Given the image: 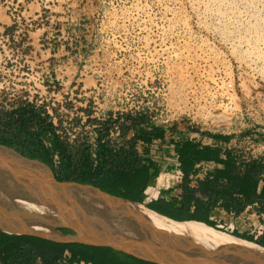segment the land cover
<instances>
[{
    "label": "rangeland",
    "instance_id": "obj_1",
    "mask_svg": "<svg viewBox=\"0 0 264 264\" xmlns=\"http://www.w3.org/2000/svg\"><path fill=\"white\" fill-rule=\"evenodd\" d=\"M197 7L194 0H0V108L35 99L57 111L69 90L56 81L82 82L72 97H83L75 111L90 115L89 125L112 115L130 129L136 117L186 122L232 135L230 146L250 156L246 137L264 142V72L227 42L226 28L201 25ZM61 113L64 138L80 139L84 130L74 132L75 121L68 125Z\"/></svg>",
    "mask_w": 264,
    "mask_h": 264
},
{
    "label": "trees",
    "instance_id": "obj_2",
    "mask_svg": "<svg viewBox=\"0 0 264 264\" xmlns=\"http://www.w3.org/2000/svg\"><path fill=\"white\" fill-rule=\"evenodd\" d=\"M16 23L6 27L12 31ZM54 49H52V52ZM133 136L125 147L114 148L108 136L110 119L99 122L97 140V163L93 166L88 152L89 147L82 143L75 151L56 133L57 127L44 104L25 99L10 107L0 108V144L13 148L23 156L36 159L48 165L58 181H72L88 184L108 194L144 205L148 209L175 221L194 220L218 228L210 219L215 208H221L233 216H239L248 205L258 202L257 212H264V160L250 158L240 160L235 147L222 149L215 146H199L186 141L176 149V161L169 171L179 169L182 172L180 182L174 186L180 188L178 198L167 201L161 197L145 204L143 190L157 168L147 158L145 149L139 156L135 144L137 140L150 143L153 138H163V130L150 125L143 117L131 119ZM124 132L129 127L122 124ZM220 138V134H212ZM101 139H104L102 142ZM49 141L51 146L46 144ZM57 151L64 160V168L53 166L52 155ZM200 161L214 162V167L206 175L191 185L190 175L194 174V165ZM263 185L259 192V181ZM164 188V186L160 187ZM64 234H74L69 228H59ZM231 235L245 239L264 247V231L258 238L251 234L226 231ZM255 249V247H254ZM1 264H157L139 259L126 252L106 246L87 245L80 242H61L49 238L26 234L10 233L0 229Z\"/></svg>",
    "mask_w": 264,
    "mask_h": 264
},
{
    "label": "water",
    "instance_id": "obj_3",
    "mask_svg": "<svg viewBox=\"0 0 264 264\" xmlns=\"http://www.w3.org/2000/svg\"><path fill=\"white\" fill-rule=\"evenodd\" d=\"M82 187H93L111 196L88 184L58 181L45 163L0 144V197L10 207L38 209L61 233L62 227L74 231V234L63 233L68 239L55 241L111 247L157 264H264V247L257 243L249 241L262 250L183 236L179 241H171L170 235L160 228L147 229L133 222L116 211L108 200Z\"/></svg>",
    "mask_w": 264,
    "mask_h": 264
},
{
    "label": "bare ground",
    "instance_id": "obj_4",
    "mask_svg": "<svg viewBox=\"0 0 264 264\" xmlns=\"http://www.w3.org/2000/svg\"><path fill=\"white\" fill-rule=\"evenodd\" d=\"M194 1L198 5L201 25L208 22L216 30L226 28L228 30L226 35L227 42L231 43L232 46L236 45L239 52L247 54L246 61L248 64H253L254 67L264 72V0ZM243 61L245 62V60ZM72 186L76 185L73 184ZM82 188L104 200H108L116 211L126 215L133 222L141 223L147 229H152V227L160 228L164 233L170 235L171 241H179L180 237L183 236L200 239L208 243H230L236 244L239 247L243 246L252 249L245 240L239 239L227 232L214 229L202 222H177L158 215L138 203L111 197L93 187ZM6 203V199L0 197L1 229L10 233L34 234L57 240L69 238V236L55 230L54 223L45 220L38 212V209L30 208L29 206L10 207Z\"/></svg>",
    "mask_w": 264,
    "mask_h": 264
},
{
    "label": "crops",
    "instance_id": "obj_5",
    "mask_svg": "<svg viewBox=\"0 0 264 264\" xmlns=\"http://www.w3.org/2000/svg\"><path fill=\"white\" fill-rule=\"evenodd\" d=\"M51 53L53 54L54 51L53 52L51 51ZM81 83L80 82L79 83L70 82L67 85H65V83H63L62 81H56V84H57L56 86L58 87V89L59 88L68 89L69 92H67V91L64 92L63 98H65V97L71 98L72 97V90L74 88H77V86L79 87L80 90H82L84 88V86H82ZM70 84H72V85H70ZM46 87L50 88L49 85ZM65 95H68V96H65ZM74 99H76L77 101H83V97H82V99H80V98H74ZM39 102L40 101H38L37 103H39ZM79 112L81 113L82 111L81 110L75 111V115ZM55 113H58V111H55ZM78 119H79V117L76 115L75 120H78ZM87 120H88V118H87ZM99 122L101 123L102 121L96 120V124H94L95 122L90 124V125H89V123H85L84 125H82L80 127H75L74 129H72L74 132H78V130L79 131L84 130V134L83 135L81 134V138L76 139V140L64 138L65 135L63 133L61 134L59 132V130H58L59 133L56 132L59 135L60 139L64 140L67 143L68 148L71 151L77 150L79 147H81L82 143H85L89 147L88 152H89L90 159L92 161L93 166L96 165V163H97V140L99 137V129H100ZM123 124H125V123H123ZM149 124L162 128L163 138L162 139L153 138L150 143H144L143 142L147 146L140 145L139 142L141 140H137V142L135 144V149H136L139 156L144 155L143 151L145 149H148L149 154H147L146 157L149 158L151 161H153L152 156L159 155L164 150L173 151L174 154H176V149L179 148L182 145V143H184L186 141L197 144L199 146L209 145V146L220 147L222 149H224L226 147H231L230 145L231 144L233 145V142L237 141V138H234L232 135L222 134V133H220V135H221L220 138H213L212 134H219V133H214V132L207 131V130L205 131L202 128H198V127L193 126V125L186 123V122H176L173 124L162 125V126L151 124V123H149ZM96 125H97V127H95ZM87 129H90L89 134L92 135V137L90 139L88 138V135L86 133ZM76 134L77 133L72 134V137H75ZM133 134H134L133 128L126 129V132H124V129L122 128L121 137L116 138V143L114 144L112 142V140H110V139H109V141L114 146V148L125 147L126 149H128V145H125V143H127V141L133 136ZM107 139H108V136H107ZM91 141L94 143H91ZM101 141L103 142L104 139H101ZM46 144L49 147L51 146V144L48 140L46 141ZM262 153H264V150H262ZM173 157L176 160V155H174ZM163 159H164V157L159 158V160H157L156 162L153 161L155 164V167L157 168V172L152 178H150L148 180L146 188L151 186L153 181L156 179V177L159 173V169L163 165V162H164ZM52 161H53L54 168H56V169L64 168V160L57 151L53 152ZM174 162L175 161H172L170 163V165ZM176 183H178V182H176ZM172 185H173V183L169 182L164 186V188L155 189L157 193L154 194L152 197H150V199L146 198V194H145L146 188H145L143 190V193L145 195L144 203L147 204V203L151 202L152 199H157L158 197H161L167 201L171 200L172 198H178L180 195V188L178 186H174L172 189H170L168 191H163V189L166 190L169 188V186L172 187ZM262 185H263V182L260 180L258 183V186H257V192L260 191ZM148 210H150V209H148ZM154 213H156V212H154ZM262 213L263 212H259V213H256L255 215H253L250 211L248 213V215H247V213L246 214L243 213L241 217H235L232 214L225 212L221 208H215L212 210L209 217L211 220H213L215 222L216 226H220L221 229H224L225 231H229V232L237 231L239 233L251 234L252 226H250V225L252 223H254L255 221L263 219L264 217H258V215H257V214H262ZM156 214H158V213H156ZM158 215H160V214H158ZM161 216H163V215H161ZM166 218H168V217H166ZM168 219H170V218H168ZM207 226H209V225H207ZM1 230H3V229H1ZM53 240H57V239H53ZM64 240H66V239H64Z\"/></svg>",
    "mask_w": 264,
    "mask_h": 264
},
{
    "label": "built area",
    "instance_id": "obj_6",
    "mask_svg": "<svg viewBox=\"0 0 264 264\" xmlns=\"http://www.w3.org/2000/svg\"><path fill=\"white\" fill-rule=\"evenodd\" d=\"M77 100L74 99L73 97L68 98L65 97L62 101H60V108L57 110L58 113H55V110L50 107L49 105H44L45 109L47 110V112L49 113V115L51 116L52 122L54 123V125L57 127L56 132H59L62 134L63 130H62V122H61V117H62V110H64L66 113L65 118L68 119V125H73L72 120L75 121L74 123L77 124V127H80L82 125H84L87 121V118L90 117V115H87L86 113H84V111H82L81 113H77L76 115L79 117L78 120H75L76 115L73 114V111L77 110V107L75 105V102ZM70 102V103H68ZM86 102V101H84ZM39 104V103H37ZM42 104V103H41ZM55 103L52 102V105H54ZM84 114V115H83ZM86 114V115H85ZM110 119V125L108 128V139L112 138L113 136L115 138L117 137H121V130H122V124L124 123L123 118L121 117H116L114 115H112V117H107ZM106 119H101V121H105ZM67 122H63V125L66 124ZM96 124V122L94 123ZM157 125V124H155ZM162 126V125H160ZM97 127V125L95 126ZM58 132V133H59ZM246 139H249L252 142V146L255 147L252 149L251 155L250 156H243L240 155V160H248L250 158H262L264 160V153H262V150H264V142H254L253 139L250 136H247ZM111 140V139H110ZM91 143H94L91 141ZM140 145H145L142 141L139 142ZM226 148H231V147H226ZM225 149V148H224ZM174 152L173 151H169V150H164L162 151V153H160L159 155H154L152 156V160L153 161H157L159 160V158L164 157V162L163 165L160 167L159 169V173L156 177V179L153 181L152 185L147 187L145 189V194H146V198L150 199V197H152L154 194H156V190L162 186H165L167 183L171 182V180H173L174 182H180L182 179V172L179 169H175L174 171L170 172L169 169V165L172 161H176L174 159ZM214 162L211 161H200L198 163H196L194 165V169L195 172L194 174L190 175L191 178V185H195L196 184V180L197 179H201L203 178L206 173L211 170L214 167ZM259 207L258 202H254L251 205H248L245 210L243 211V213H248L251 211V213L253 215H255L257 212V208ZM241 213L239 216H235V217H241L242 214ZM264 212L262 214H257L258 217H264ZM246 217V216H245ZM257 218V217H256ZM250 226H252L251 229V234L253 235L254 238H258L262 235L263 231H264V218L258 221H255L254 223H252ZM218 228H221L220 226H217ZM1 264V262H0ZM76 264H85L84 262H78Z\"/></svg>",
    "mask_w": 264,
    "mask_h": 264
}]
</instances>
